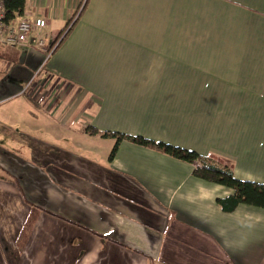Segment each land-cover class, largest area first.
Listing matches in <instances>:
<instances>
[{"label": "crops", "instance_id": "crops-1", "mask_svg": "<svg viewBox=\"0 0 264 264\" xmlns=\"http://www.w3.org/2000/svg\"><path fill=\"white\" fill-rule=\"evenodd\" d=\"M174 1L88 0L50 55L0 44V264H264V207L224 211L216 199L234 190L194 164L127 139L110 159L116 138L86 129L196 150L264 184V0H213L231 49L201 55L216 66L189 87L159 82L195 57L179 48ZM80 2L27 0L15 22L44 18L50 46ZM160 88L197 108L164 120L130 108ZM31 204L44 210L20 242Z\"/></svg>", "mask_w": 264, "mask_h": 264}, {"label": "rangeland", "instance_id": "rangeland-1", "mask_svg": "<svg viewBox=\"0 0 264 264\" xmlns=\"http://www.w3.org/2000/svg\"><path fill=\"white\" fill-rule=\"evenodd\" d=\"M173 4L169 3V7L173 6L176 9L171 10L173 15L174 24L176 25L177 34H184L186 37L185 43L178 44L180 49H184L185 53L190 52L195 57L190 56L187 60V65L191 67V71L189 70L188 74H177L173 76H159L160 83H167L168 82L178 85L184 86H191L193 83H198L199 79L202 78L201 75H194V72L197 71L200 65L205 64V62L212 61V66L210 68H215L216 60L215 59H206L201 58V55H212L216 50L223 51V54L226 52H230L231 44L225 41L227 36H221L216 31L214 25V7L215 3L213 0H191L189 5H183L181 0H176ZM184 8V9H182ZM218 35V38L216 36ZM219 43V45L217 44ZM219 53V52H218ZM223 60V59H220ZM218 61V66L220 62L225 61ZM208 76L209 79L215 80V76L205 75ZM223 79L228 78L229 75H220ZM167 79V80H166ZM160 84V85H162ZM154 92V91H153ZM159 101L157 102L155 99H147L145 98L138 99L134 103L135 105H131L130 108L134 109H142V113L144 114H151L154 117V120H164L167 118H177L183 117L184 114L188 113L190 110H194L197 106L191 101L189 102L185 96L190 93L187 90H177L174 91H166V90H159ZM182 93V94H181ZM181 94V98H185V101H177L173 100L174 98L171 97L173 95ZM136 96H139L136 93ZM173 98V99H172ZM176 99V98H175ZM139 103L141 105H139ZM199 107V106H198ZM169 111V112H167ZM209 111H216V106H211L208 108ZM153 114V115H152ZM219 162V161H218Z\"/></svg>", "mask_w": 264, "mask_h": 264}, {"label": "trees", "instance_id": "trees-1", "mask_svg": "<svg viewBox=\"0 0 264 264\" xmlns=\"http://www.w3.org/2000/svg\"><path fill=\"white\" fill-rule=\"evenodd\" d=\"M27 0H6L7 7V21H15V19L24 13ZM87 1L81 8V5L76 9L73 18H71L66 26L63 34L57 37L53 42L55 44L58 40L59 44L65 39L68 33L71 31L73 25L77 22L79 16L86 7ZM55 48V49H56ZM89 133L98 134L102 133L104 136H112L116 138V145L112 148L109 158L112 159L117 151L118 144L127 139L140 145L157 149L173 157L181 159L183 161L194 164L193 174L196 177L224 185L232 188L234 193L224 197H217L216 201L221 206L222 210L230 212L233 211L240 203H246L259 207H264V184L250 180H241L234 175V172L228 163L223 164L209 155H203L196 150L177 146L163 140H155L153 138L145 137L142 135H132L122 132L114 131H100L96 127L90 125L86 127ZM44 209L31 204L30 213L24 222L21 231L20 242H23L30 230L32 229L38 212Z\"/></svg>", "mask_w": 264, "mask_h": 264}, {"label": "built area", "instance_id": "built-area-1", "mask_svg": "<svg viewBox=\"0 0 264 264\" xmlns=\"http://www.w3.org/2000/svg\"><path fill=\"white\" fill-rule=\"evenodd\" d=\"M85 2L86 0H81L78 7L82 4V8ZM6 16V0H0V44L28 47L31 43H35L38 48L46 51L48 55L52 54L60 40L49 46V34L44 31L47 21L44 18L39 17L34 20L21 19L15 22L7 21ZM35 30H37L38 36L33 38Z\"/></svg>", "mask_w": 264, "mask_h": 264}]
</instances>
